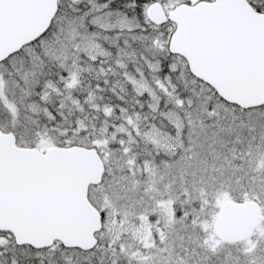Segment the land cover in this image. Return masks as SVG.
I'll return each mask as SVG.
<instances>
[{
	"label": "snow or ice",
	"instance_id": "6c2138e0",
	"mask_svg": "<svg viewBox=\"0 0 264 264\" xmlns=\"http://www.w3.org/2000/svg\"><path fill=\"white\" fill-rule=\"evenodd\" d=\"M0 264H264V0H0Z\"/></svg>",
	"mask_w": 264,
	"mask_h": 264
}]
</instances>
